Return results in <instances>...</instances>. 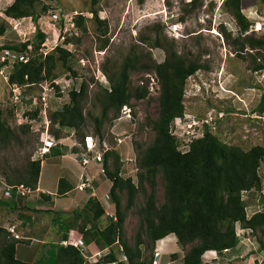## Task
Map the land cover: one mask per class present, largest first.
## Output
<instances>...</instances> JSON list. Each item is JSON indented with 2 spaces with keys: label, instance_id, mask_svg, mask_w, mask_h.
<instances>
[{
  "label": "rangeland",
  "instance_id": "1",
  "mask_svg": "<svg viewBox=\"0 0 264 264\" xmlns=\"http://www.w3.org/2000/svg\"><path fill=\"white\" fill-rule=\"evenodd\" d=\"M93 1H96V5H93ZM190 1L41 0L35 8L36 14L41 15V18L35 23L32 17L23 19L7 17L5 11L14 3V0H0V31L6 30L5 34L0 37V48L20 47L26 42L31 44L25 54L17 53V57L14 55L15 51H0V108L5 114L8 125L19 133L18 128L21 125L17 123L14 114L11 88L4 78L8 72L6 67L13 68L10 61H17L23 56L32 58L35 53L39 54V58L44 59L54 52L56 67L53 74L56 79H47L42 82L57 81L62 86L69 82L73 91L79 90L83 82L88 84L89 96L84 102L85 131L88 136L95 137V118L102 112L100 107L93 105L95 94L102 88L110 87L109 75L115 66H121L128 56L138 54L142 61L138 65L140 70L130 74L131 88L134 90L138 86H146L149 90L148 98L133 101V107L128 108L131 115L129 122L132 127L127 130V136H130L127 144L130 149H133L132 159H134L129 170L135 177L134 183L138 185V149L139 151L144 150L152 145L155 133L149 122L157 118L159 114L158 87H154L155 92L149 89L153 80L159 82V78L155 72L143 69L145 65H148L150 56L160 64L168 55L165 50L156 48L152 41L143 43L141 40L142 38L154 39L159 33L169 42H177V50L185 58L187 64L197 61L207 66L189 77L185 87L184 118L197 121L199 136L209 131L222 142L241 147L245 151L255 146L264 147V69L254 72L251 64L252 58L248 55L252 52L258 57L261 53L248 49L247 53L242 54L243 58H240L236 55L233 46L227 44L220 27L225 26L236 37L238 26L234 18L224 9V0H203V6L192 12L188 7ZM242 1L243 12L253 25L250 36L256 39L262 38L264 36V4L260 0ZM49 3L57 5L62 10L63 21L61 23L54 24L51 20ZM92 9L98 11V20H95L90 13ZM78 15L86 18L83 26L77 24ZM39 32L45 35L44 39L38 37ZM58 47L70 53L67 65L60 61L61 53L55 51ZM58 88L60 90V87ZM40 91L39 86L26 88V92L33 95H38ZM69 103L70 98L63 96L58 90L51 95L48 109L51 134L52 128H59L58 125L54 126L53 113L61 111ZM125 110L126 108H123L120 112L121 117ZM114 125L115 122H106L104 125L105 139L110 147L119 144L112 131ZM29 132L28 136L22 137V145H14L0 154V173L8 174L11 178L19 177L29 163L33 162V156L41 143L39 135L30 129ZM67 138L71 141L64 140ZM61 143L67 146L64 147L65 149L69 147L72 150L76 147L82 151L84 147L81 137L75 130L64 129ZM126 168L125 173H127ZM260 173L264 182V162ZM157 182V199L163 202L165 187L161 177H158ZM146 190H149L148 187ZM253 198L254 205L263 211L262 194L255 195ZM36 199V197L29 199L27 204L35 205ZM146 199V193L141 190L136 196L134 207L127 213L125 239L130 245H134L138 233H142L148 241L145 233L140 230V218L137 214L138 209L145 205ZM1 203L4 202H0V226L16 222L9 218L10 213L6 215V209H3ZM123 204H126V197L123 198ZM25 208L28 210V207L25 206ZM105 208L107 212V207ZM14 216L16 217V214ZM35 217L34 222L29 224V228L27 226L29 221H25L23 227L25 231L21 228L22 225L15 230L16 234L22 238L21 242H24L19 246V253L29 254V256L21 255L20 258L30 264H38L40 260L42 264H54L51 260L54 252L60 246L71 245L69 244L71 240L63 241V233H66L63 229L64 224L59 225L61 229L56 227L52 214L43 213ZM59 219L62 222L68 220V218ZM107 223L106 215L101 221V227L104 228ZM80 224V222L77 223V225ZM238 233L242 237L246 235L242 230ZM32 237L38 238L40 242L30 243L31 241L27 238ZM79 237L78 232V237L72 240ZM80 238L77 241L81 249L82 240ZM248 239L250 240L249 243L247 242L248 247L245 246L243 251L247 256L243 260L248 261L253 256L255 262L256 260L263 262L264 234L256 231L249 235ZM42 240L46 244H43ZM103 254L101 256H104ZM146 254L150 256V253L146 252ZM155 254L154 250V257Z\"/></svg>",
  "mask_w": 264,
  "mask_h": 264
},
{
  "label": "trees",
  "instance_id": "2",
  "mask_svg": "<svg viewBox=\"0 0 264 264\" xmlns=\"http://www.w3.org/2000/svg\"><path fill=\"white\" fill-rule=\"evenodd\" d=\"M40 1L14 0L5 14L14 19L32 17L37 23L41 15L36 14L35 8ZM260 1L264 4V0ZM93 3L96 5V1ZM242 3V0H224L223 4L238 26L236 37L223 25L220 30L238 57L243 58L242 54L247 53L248 49L261 53L258 57L252 52L248 53L252 58V70L258 72L264 69V36L260 39L250 36L253 25L243 12ZM202 6L203 0H191L188 3L190 12ZM90 13L98 20V11L92 9ZM77 19V24L83 26L86 18L78 15ZM5 32L6 30L2 29L0 37ZM38 37L44 39L45 35L39 32ZM141 41H152L156 48L165 50L168 55L160 64L150 56L148 65L143 69L157 74L160 90L158 117L149 122L155 133L154 141L146 149H138L139 183L136 185L132 179L122 177L120 155L111 146L104 154V160H111L112 168L104 164V170L113 183L110 197L116 206V219H109L107 226L101 227V221L106 215L105 208L96 198H91L82 211L68 217L67 221L56 219L54 222L64 224L65 242L69 239V233L76 230L83 236L85 243L94 242L101 251L110 248V253L94 264H125L119 261V253L111 248L115 244L122 247L123 255L129 264H153L156 243L171 234L177 237L180 248L185 251L183 262L179 264H203V256L208 251L223 253L238 246L237 224L252 229L253 233L261 231L264 234V209L249 218L243 202L244 194L251 191L262 192L264 189L260 175L264 162V147L255 146L245 151L241 147L222 142L206 131L202 138L193 141L189 153L180 152L177 139L171 134V125L176 118H183L185 115L187 80L207 66L197 61L187 64L177 50V42H169L159 33L154 39L142 38ZM30 45V42H26L20 47L4 46L0 51L25 54ZM35 50L38 51L36 48ZM55 51L61 53L59 59L67 65L70 53L59 47ZM38 55L35 53L32 58L23 56L26 62L14 65L10 84L25 86L56 79L53 74L56 67L55 53L48 54L44 59ZM141 61L142 58L138 54L128 56L121 66L113 68L109 75L110 87L102 88L94 96L93 105L100 107L102 111L101 115L95 118V137L101 142L106 140V122L113 123L120 119L122 109L132 108L133 101L148 98L149 90L146 86H138L134 90L131 88L130 74L140 70L138 65ZM69 70L72 71L70 68ZM88 90V84L83 82L79 90L71 92L70 103L61 111L53 113L54 126L58 125L59 128H52V134L57 140L63 139L64 129H71L75 130L84 144L85 137H88L85 131L84 108V102L89 96ZM8 124L0 108V154L14 145H22V137L30 133L27 126L19 127L18 133ZM78 149L77 151L81 152ZM41 168L40 162H30L19 177L11 178L5 173L4 175L12 186L23 184L37 190ZM158 177H161L165 187L163 202L157 199ZM147 187L149 190H146ZM141 190L146 193L147 199L137 214L140 218V230L145 233L148 241L142 233H138L134 245H130L125 239V222L127 213L134 207L136 196ZM21 199L8 203L17 205ZM78 222L81 224L77 225ZM22 243L24 242L16 240L6 228L0 226V264H30L17 259V246ZM143 247L145 252L150 253L149 257L144 256ZM51 260L54 264H86L82 250L73 245L58 247ZM38 264H42V261Z\"/></svg>",
  "mask_w": 264,
  "mask_h": 264
},
{
  "label": "crops",
  "instance_id": "3",
  "mask_svg": "<svg viewBox=\"0 0 264 264\" xmlns=\"http://www.w3.org/2000/svg\"><path fill=\"white\" fill-rule=\"evenodd\" d=\"M129 120L130 119L123 116L115 121V125L112 131H114L116 140L121 139L123 140V143L116 144V146L113 147L119 153L121 158L122 177L125 179H132L134 181L135 177L132 171L129 170L132 166L131 163L134 161V159H132L133 149H130L127 144L130 138V136H127V130L131 129L132 127ZM115 130H118V132H115ZM65 140H68V142L71 141V139L69 140V138ZM64 147L67 146H63V144L60 143L52 150V153L47 156V159L41 168L40 180L37 190H33V193L28 198L26 197L21 199L20 203H17V205H12L7 202L4 206V203H2L3 209H6V215L7 213H10L9 218L16 220V222L11 223V225L6 224L2 227L6 229H9V227H15L16 230L18 226L21 227L22 225L21 228L25 231L26 229L23 228L25 226V221H29L27 223V226L29 228V224H32L31 222H34L36 218L35 216L41 215L43 213L52 214L53 220H59V218H68L69 216L74 215L76 212L82 211L91 198H96L104 208L107 207L106 215L108 220L116 219V206L112 202L110 197V191L112 189L113 183L108 178L104 170V164H106L109 168H112V161L108 160L106 162L104 160V162L102 163H96L95 161H92L87 167L84 168L81 165V153H79L77 149H75V151L74 149L71 150L69 147L68 149H65ZM125 168L127 169V173H125L124 171ZM85 179L89 180V182L87 183L88 187L84 190H80L79 187ZM261 194L264 200V189L262 192L251 191L244 194L243 202L246 206L249 218L256 213L261 212L260 207H256L254 205L255 200L253 198L255 197V195ZM43 195L48 197L43 198ZM35 197L37 198V202L35 205L27 204V202L30 201L29 199ZM25 206L28 207V210L27 208H25ZM250 213H252V215H249ZM15 214L16 217L14 216ZM59 225L60 224L55 223V226L61 229ZM239 230L244 231L246 235H243L242 237V235L238 233ZM70 233L68 239L69 241L72 238L75 239V237H78L77 231L73 230ZM237 235L239 238V244L236 248L225 251L223 253L208 251L203 256V264H264V261L258 262V260H256L257 262H255L253 256H251L248 261L243 260V258L247 256L243 251L245 250V246L248 247L247 242L249 243L250 240L248 238L249 235H251L248 232V228H244L240 224H237ZM80 237H82V239ZM80 237L79 238L82 240L81 249L83 250L82 252L86 259V264H93V262L100 258L98 257V254H105V251H101L94 242L87 244L83 241V236H81V234ZM79 238H77L76 240H79ZM27 239L31 241L30 243H33L34 241L40 242V240L36 237ZM41 242L43 244H46L43 240ZM19 246L20 245L17 246V259L21 262L28 263L21 260L20 256H29V254L26 252L20 254ZM120 247L121 246L119 244H115L111 248L117 251L119 253V256H121ZM143 251L144 256L146 257L147 254L145 252V247H143ZM155 253L160 254V257L158 258L160 264H179L183 262L185 256V251L180 248L178 239L174 234H171L166 238L158 241L155 246ZM103 257L105 256H102L100 259H102ZM155 259L156 258H154V260Z\"/></svg>",
  "mask_w": 264,
  "mask_h": 264
},
{
  "label": "built area",
  "instance_id": "4",
  "mask_svg": "<svg viewBox=\"0 0 264 264\" xmlns=\"http://www.w3.org/2000/svg\"><path fill=\"white\" fill-rule=\"evenodd\" d=\"M50 8V17L51 20L55 23H61L63 21L62 10L55 4L49 3ZM18 22V20H14ZM72 21V20H69ZM73 26H75L73 24ZM14 55L17 57V53ZM19 62H26V59L21 57L18 58L17 61H10L11 66L14 67L15 64ZM8 72L4 77L5 81L9 84L11 88V102L14 108V114L17 119V123L21 126H27L29 129L39 135L40 138V146L35 152L33 156V162H40L43 165L47 159V156L52 153V150L57 147L61 140H57L54 135L50 132V120L48 116V109L50 104L51 95L55 94L58 90L63 96H67L70 98V94L73 91L71 84L69 82L65 83L63 86L54 81L53 83L41 82L39 84L33 85H19V84H10V75L13 71V68L6 67ZM39 86L41 91L38 95L29 94L26 92V88L28 87ZM158 87V92L160 90V85L158 81L153 80V84L150 86L153 92H155L154 87ZM60 87V90L59 88ZM77 91V90H75ZM126 108V107H125ZM126 108L123 116L128 119H131V115ZM187 118H176L171 125V134L177 139L179 151L183 154H187L191 150V144L193 141L198 140L203 137V134L199 136V132L195 128L197 121L195 119L192 120L191 123H186ZM65 140V139H64ZM119 144L123 143V140L118 139ZM84 147L80 152L81 157V165L85 168L92 161L96 163H102L104 161V154L111 149L109 144L105 141L101 142L98 137L88 136L85 139ZM88 179H85L84 182L80 185L79 189L84 190L88 187L87 183ZM33 193V190L23 184L12 186L7 181V178L4 174L0 173V202H11L12 200L18 201L21 198H28ZM2 204V203H1ZM9 232L13 235L16 240H21L22 238L16 234L15 227L9 228ZM250 234H253L252 229H248ZM69 244L78 247L79 241L72 240ZM121 256H119L120 262H125V264H129L127 258L123 255V249L120 247ZM110 251L105 250L104 256L108 255ZM98 257H102L101 254H98ZM160 257L159 253H156L155 260L153 264H160L158 258ZM99 258V259H100ZM96 260L94 263L99 261ZM106 264H118V262H111ZM172 264V263H167Z\"/></svg>",
  "mask_w": 264,
  "mask_h": 264
},
{
  "label": "clouds",
  "instance_id": "5",
  "mask_svg": "<svg viewBox=\"0 0 264 264\" xmlns=\"http://www.w3.org/2000/svg\"><path fill=\"white\" fill-rule=\"evenodd\" d=\"M191 122H192V120H186V123H187V124H189V123H191ZM197 127H198V126H195L196 129H197Z\"/></svg>",
  "mask_w": 264,
  "mask_h": 264
}]
</instances>
